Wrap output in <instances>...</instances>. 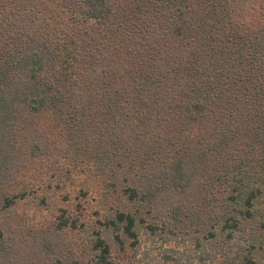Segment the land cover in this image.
<instances>
[{
  "label": "trees",
  "instance_id": "16d2710c",
  "mask_svg": "<svg viewBox=\"0 0 264 264\" xmlns=\"http://www.w3.org/2000/svg\"><path fill=\"white\" fill-rule=\"evenodd\" d=\"M47 115L94 145L93 159L116 163L114 177L137 174L127 199L147 212L160 198L176 209L202 178L232 238L264 200V0L9 3L0 9V181L16 161L15 129ZM140 207L106 220L119 245L138 243ZM93 247L113 264L107 241Z\"/></svg>",
  "mask_w": 264,
  "mask_h": 264
},
{
  "label": "rangeland",
  "instance_id": "374dc122",
  "mask_svg": "<svg viewBox=\"0 0 264 264\" xmlns=\"http://www.w3.org/2000/svg\"><path fill=\"white\" fill-rule=\"evenodd\" d=\"M15 1L0 0V9ZM14 135L16 161L6 162L0 181V264H101L93 247L98 237L110 244L113 264H264L263 199L253 219L228 239L214 219L221 208L212 214L204 201L202 178L174 200L176 209L160 198L147 212L127 199L137 174L114 177L116 163L93 159L94 145L83 147L49 115ZM122 164L128 171V162ZM214 194L220 202L223 193L216 188ZM2 196L14 205L3 208ZM139 207L146 222L137 230L138 243L122 236L119 245L106 220Z\"/></svg>",
  "mask_w": 264,
  "mask_h": 264
}]
</instances>
